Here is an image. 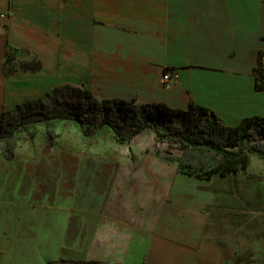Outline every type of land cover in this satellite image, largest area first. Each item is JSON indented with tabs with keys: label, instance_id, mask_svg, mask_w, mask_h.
Returning a JSON list of instances; mask_svg holds the SVG:
<instances>
[{
	"label": "crops",
	"instance_id": "crops-1",
	"mask_svg": "<svg viewBox=\"0 0 264 264\" xmlns=\"http://www.w3.org/2000/svg\"><path fill=\"white\" fill-rule=\"evenodd\" d=\"M0 13V112L85 84L101 99L192 101L232 127L264 117L254 74L260 54L264 65V0H0ZM7 45L41 69L7 63ZM168 72L174 85L162 83ZM248 172L262 180L219 177L254 188L243 196L234 184L233 208L215 225L207 217L180 236L160 227L167 232L148 235L140 264H264V160L252 157Z\"/></svg>",
	"mask_w": 264,
	"mask_h": 264
},
{
	"label": "rangeland",
	"instance_id": "rangeland-1",
	"mask_svg": "<svg viewBox=\"0 0 264 264\" xmlns=\"http://www.w3.org/2000/svg\"><path fill=\"white\" fill-rule=\"evenodd\" d=\"M38 125L8 143L10 159L0 150V264H140L150 233L180 236L207 217L212 227L235 185L243 196L254 188L243 176L180 174L156 154L151 130L120 145L107 127L87 141L69 121L48 143Z\"/></svg>",
	"mask_w": 264,
	"mask_h": 264
},
{
	"label": "trees",
	"instance_id": "trees-1",
	"mask_svg": "<svg viewBox=\"0 0 264 264\" xmlns=\"http://www.w3.org/2000/svg\"><path fill=\"white\" fill-rule=\"evenodd\" d=\"M5 61L13 63L21 71L34 72L42 67L36 57L17 61V49L10 45L6 48ZM254 74L256 89L263 90L262 54L258 56ZM69 121L82 128L86 139H94L98 129L107 127L120 145L151 130L156 154L188 177L207 181L214 177L244 174L249 180H262L250 174L248 167L252 157L264 160V117L244 118L232 127L224 124L208 108L192 101L186 109L170 108L164 103L141 104L135 99H103L97 102L85 84L53 87L37 100L1 111V153L5 158H11L8 143L20 131L42 124L49 143L50 132L58 124ZM125 131L130 135L125 136Z\"/></svg>",
	"mask_w": 264,
	"mask_h": 264
},
{
	"label": "built area",
	"instance_id": "built-area-1",
	"mask_svg": "<svg viewBox=\"0 0 264 264\" xmlns=\"http://www.w3.org/2000/svg\"><path fill=\"white\" fill-rule=\"evenodd\" d=\"M6 15L4 13H0V19H5ZM177 82V74L176 73H165L162 76V83L165 86L174 85Z\"/></svg>",
	"mask_w": 264,
	"mask_h": 264
}]
</instances>
